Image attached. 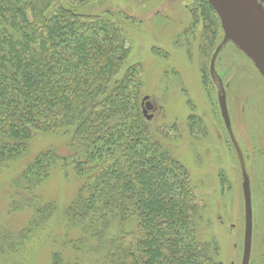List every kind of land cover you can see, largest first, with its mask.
I'll return each mask as SVG.
<instances>
[{
    "label": "trees",
    "instance_id": "obj_1",
    "mask_svg": "<svg viewBox=\"0 0 264 264\" xmlns=\"http://www.w3.org/2000/svg\"><path fill=\"white\" fill-rule=\"evenodd\" d=\"M198 2L210 32L219 19L208 0ZM54 4L0 0V168L36 133L65 130L72 155L42 151L14 183L31 193L59 162L70 166L81 185L61 214L105 242L102 264H220L197 240L186 168L142 114L138 66L118 77L129 54L122 31L107 16ZM189 120L202 130L200 118ZM155 130L168 137L166 126ZM55 212L52 202L35 209L19 235L0 236V250L22 244ZM53 258L64 263L59 252Z\"/></svg>",
    "mask_w": 264,
    "mask_h": 264
},
{
    "label": "rangeland",
    "instance_id": "obj_2",
    "mask_svg": "<svg viewBox=\"0 0 264 264\" xmlns=\"http://www.w3.org/2000/svg\"><path fill=\"white\" fill-rule=\"evenodd\" d=\"M198 1L55 0L54 8L72 6L86 15L107 16L122 31L129 54L118 77L129 66H138L140 104L144 95L152 104L151 133L186 168L197 206V240L220 264H241L242 184L249 182L253 221L249 264H264V79L219 21L212 31L206 30ZM258 1L264 7V0ZM221 94L228 124L220 113ZM191 115L200 118L202 130L190 122ZM162 125L168 137L156 132ZM69 141L65 130L36 133L17 159L0 168V236L19 235L44 204L52 202L56 210L22 244L0 250V264H54L56 252L66 264H102L105 242L71 228L61 214L81 185L70 166L59 162L31 193L14 183L42 151L71 156ZM117 230L113 226L105 239Z\"/></svg>",
    "mask_w": 264,
    "mask_h": 264
},
{
    "label": "water",
    "instance_id": "obj_3",
    "mask_svg": "<svg viewBox=\"0 0 264 264\" xmlns=\"http://www.w3.org/2000/svg\"><path fill=\"white\" fill-rule=\"evenodd\" d=\"M215 11L224 33L238 43L253 65L264 79V7L258 0H208ZM221 116L226 124L229 123L225 95L218 97ZM142 114L150 120L152 104L148 95L141 99ZM245 224L243 236V253L241 264H249L252 239V205L249 182L242 184Z\"/></svg>",
    "mask_w": 264,
    "mask_h": 264
},
{
    "label": "flooded vegetation",
    "instance_id": "obj_4",
    "mask_svg": "<svg viewBox=\"0 0 264 264\" xmlns=\"http://www.w3.org/2000/svg\"><path fill=\"white\" fill-rule=\"evenodd\" d=\"M226 124V123H225Z\"/></svg>",
    "mask_w": 264,
    "mask_h": 264
}]
</instances>
